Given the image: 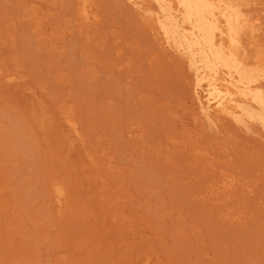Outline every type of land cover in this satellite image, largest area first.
I'll list each match as a JSON object with an SVG mask.
<instances>
[{
  "label": "rangeland",
  "instance_id": "rangeland-1",
  "mask_svg": "<svg viewBox=\"0 0 264 264\" xmlns=\"http://www.w3.org/2000/svg\"><path fill=\"white\" fill-rule=\"evenodd\" d=\"M93 1L80 26L77 0H0V264H264V144L197 137L183 66L123 0Z\"/></svg>",
  "mask_w": 264,
  "mask_h": 264
},
{
  "label": "bare ground",
  "instance_id": "bare-ground-1",
  "mask_svg": "<svg viewBox=\"0 0 264 264\" xmlns=\"http://www.w3.org/2000/svg\"><path fill=\"white\" fill-rule=\"evenodd\" d=\"M150 31L163 53L178 60L186 73L193 100L197 137L219 141L217 134L233 126L241 135L264 144V15L250 12L255 0H123ZM264 3V1H263ZM79 25L97 22L93 0H77ZM264 10V8H263ZM34 7L25 10L32 16ZM39 19L35 14L33 15ZM40 22H36L38 25ZM8 81L19 76L6 74ZM72 136H79L76 122L61 111ZM197 155L207 153L197 140ZM212 166H216L213 161ZM211 191L231 196L237 178L219 172ZM59 207L64 188L51 183Z\"/></svg>",
  "mask_w": 264,
  "mask_h": 264
}]
</instances>
